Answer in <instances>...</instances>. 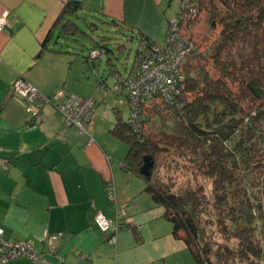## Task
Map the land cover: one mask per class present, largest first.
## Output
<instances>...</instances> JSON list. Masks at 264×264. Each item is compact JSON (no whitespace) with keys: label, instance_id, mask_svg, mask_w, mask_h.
Returning <instances> with one entry per match:
<instances>
[{"label":"crops","instance_id":"obj_1","mask_svg":"<svg viewBox=\"0 0 264 264\" xmlns=\"http://www.w3.org/2000/svg\"><path fill=\"white\" fill-rule=\"evenodd\" d=\"M66 1L0 0V16L7 12L0 30V227L7 240H30L40 256L0 264H196L143 180L124 169L125 143L110 133L117 114L122 118L116 105L114 118L98 121L94 111V141L87 144V135L66 126L54 104H43L31 118L13 93L12 83L21 77L45 96H93L95 107L97 92L106 95L109 88L128 106L126 89L111 91L116 72L100 74V60L86 62L81 41L59 37L54 23ZM79 1V15L100 13L138 46L141 36L164 41L167 0ZM131 68L125 74L115 70L125 77ZM98 212L113 223L121 219L114 241L97 227Z\"/></svg>","mask_w":264,"mask_h":264},{"label":"trees","instance_id":"obj_2","mask_svg":"<svg viewBox=\"0 0 264 264\" xmlns=\"http://www.w3.org/2000/svg\"><path fill=\"white\" fill-rule=\"evenodd\" d=\"M83 8L79 0L63 4L54 23L59 37L92 38L78 22L88 23ZM204 16L219 29L200 50L186 33ZM174 18L194 46L178 91L144 97L136 129L116 113L110 133L128 146L124 169L143 180L196 264H264V0H179ZM106 63L116 82L117 66L110 57ZM176 122L178 132L171 130ZM146 155L153 164L145 175ZM183 171L191 177L178 185Z\"/></svg>","mask_w":264,"mask_h":264},{"label":"built area","instance_id":"obj_3","mask_svg":"<svg viewBox=\"0 0 264 264\" xmlns=\"http://www.w3.org/2000/svg\"><path fill=\"white\" fill-rule=\"evenodd\" d=\"M7 25V12L0 16V30ZM176 18L168 22L162 44L151 41L139 43L135 53L134 62L130 72L125 76H118L114 90L126 89L130 105L129 121L136 129L140 124L142 112L141 100L146 96L161 94L171 98V94L178 91L180 81L184 79L181 65L187 55L194 48L192 42L179 35ZM92 59L103 56L102 52L91 50ZM13 93L24 102V106L31 118H35L45 103H52L63 117L66 126H73L79 134L87 135V144H91L92 112L95 105L93 96L81 97L73 93L64 95L57 91L48 96L42 95L39 90L27 80L18 77L12 83ZM112 189V186L109 187ZM95 223L102 234L114 241V233L121 226V219L113 223L110 219L98 212ZM25 257L30 260L40 259L33 243L30 240L11 241L3 237L0 227V261L7 262L12 259Z\"/></svg>","mask_w":264,"mask_h":264},{"label":"rangeland","instance_id":"obj_4","mask_svg":"<svg viewBox=\"0 0 264 264\" xmlns=\"http://www.w3.org/2000/svg\"><path fill=\"white\" fill-rule=\"evenodd\" d=\"M167 14H168V21H170L174 15L176 14V11L179 7V0H167ZM83 17H85L88 21V23L80 24L81 29L88 33L92 38H89V36L86 35H78V39L83 44V50L80 51L81 54L83 53H89L87 50V46H96L95 50L98 52L102 51L104 54L101 58H95L94 61L98 63L100 60V64L98 66L99 73L106 76V74L109 73L110 66L106 64V60L110 57L112 62L117 66L118 70L121 72V74H125L127 70L130 69V67L133 64L135 53L138 47V42L136 39H130L129 34L126 30H123L122 33H117L113 29V24H111V20L107 19L105 16L101 15L100 13H91L90 12H83ZM205 23L203 22V19H199L192 29L188 31L186 34L194 38V40L197 41L200 50L205 48L216 36L218 33V29L213 30L208 26L207 23V17L204 16ZM168 26V24H167ZM104 40H103V39ZM161 38L158 40V44H161ZM119 43H124L125 48L123 51L118 52L116 50V46H118ZM76 46L79 47L77 44ZM65 48V45H64ZM107 49V50H106ZM125 66L127 69H125ZM106 71V73H104ZM113 88V85L110 87ZM109 88H107L106 95L104 93H98L96 97H98V103L97 106L93 108L92 112V119L91 124H93V115L94 111H96L97 120L99 121V118L103 119H110L114 118V110L111 109L112 105H116L120 109V115L122 118H126L128 116V113L130 114V105L128 103V106L126 104L125 97L117 98L118 100H115V97L108 91ZM111 91H114L113 89ZM109 92V93H107ZM100 99H102L100 101ZM156 102V101H154ZM162 114H165V111L161 112ZM95 116V117H96ZM107 116V118H106ZM95 120V119H94ZM172 128L171 130H174L175 132H178L176 129V126H178L177 122L175 124H171ZM168 128V129H170ZM167 129V130H168ZM125 148V155L128 150V146L125 144L123 145ZM172 167V166H171ZM165 170V168H164ZM175 174V173H173ZM178 176H180V180L178 182V185L183 181H188L191 177V175L183 171L182 173L179 172ZM182 185V184H181Z\"/></svg>","mask_w":264,"mask_h":264},{"label":"water","instance_id":"obj_5","mask_svg":"<svg viewBox=\"0 0 264 264\" xmlns=\"http://www.w3.org/2000/svg\"><path fill=\"white\" fill-rule=\"evenodd\" d=\"M107 50V49H106ZM153 162H152V158L148 155L143 157V163L140 167V172L142 174H148L149 173V169L151 168Z\"/></svg>","mask_w":264,"mask_h":264}]
</instances>
